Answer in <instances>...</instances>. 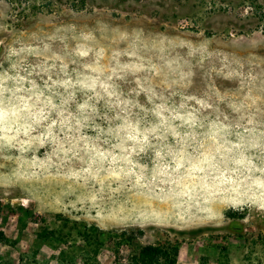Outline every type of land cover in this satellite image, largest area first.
Wrapping results in <instances>:
<instances>
[{
  "label": "clouds",
  "instance_id": "9594fccd",
  "mask_svg": "<svg viewBox=\"0 0 264 264\" xmlns=\"http://www.w3.org/2000/svg\"><path fill=\"white\" fill-rule=\"evenodd\" d=\"M57 31L65 34L48 39L59 40L58 51L18 41L8 48L12 74L0 71V183L23 181L49 195L59 180V196L100 213L118 206L141 223L213 219L217 205L264 211V111L257 106L264 73H245L241 59L209 51L207 40H148L142 30L103 22ZM206 63L201 89L195 69ZM217 79L227 82L223 91ZM128 193L148 203L126 209Z\"/></svg>",
  "mask_w": 264,
  "mask_h": 264
},
{
  "label": "rangeland",
  "instance_id": "374dc122",
  "mask_svg": "<svg viewBox=\"0 0 264 264\" xmlns=\"http://www.w3.org/2000/svg\"><path fill=\"white\" fill-rule=\"evenodd\" d=\"M97 22L129 34L142 30L148 40L163 35L177 43L179 39L195 44L211 41L209 51L241 59L245 73H264V0H0V71L12 74L7 52L14 42L33 47L49 43L58 51L63 48L59 40L48 39L65 34L57 30L72 26L77 33L95 30ZM68 43L74 47L72 41ZM117 46L125 47L111 45ZM29 61L35 63V58ZM207 67L206 63L195 69V85L201 89ZM36 79L42 87L43 81ZM216 82L223 91L227 82ZM230 87L235 91L238 82ZM246 92L236 98L242 100ZM140 100L144 102L143 95ZM257 106L264 111V99ZM50 183L55 190L49 195H39L23 181L0 183V232L5 236L0 242V264H134L149 245L163 247L167 257H174L177 248L176 264H264V211L254 207L234 210L217 205L213 219L141 223L118 206L106 205L100 213L88 201L61 197L56 187L61 182ZM127 199L126 209L148 203L137 193H128ZM152 204L159 210L167 208ZM157 264L167 260L161 257Z\"/></svg>",
  "mask_w": 264,
  "mask_h": 264
},
{
  "label": "trees",
  "instance_id": "16d2710c",
  "mask_svg": "<svg viewBox=\"0 0 264 264\" xmlns=\"http://www.w3.org/2000/svg\"><path fill=\"white\" fill-rule=\"evenodd\" d=\"M4 237V233L0 232V242L4 241ZM177 253L178 250L175 248L173 253L174 257H167L168 253L164 251L163 247L153 245L145 246L141 250L140 257L134 261V264H157L161 257L167 260V264H176Z\"/></svg>",
  "mask_w": 264,
  "mask_h": 264
}]
</instances>
